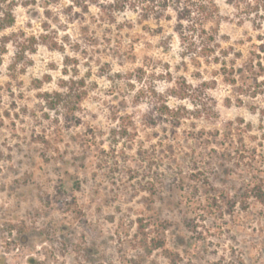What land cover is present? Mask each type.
I'll list each match as a JSON object with an SVG mask.
<instances>
[{
	"label": "rangeland",
	"instance_id": "1",
	"mask_svg": "<svg viewBox=\"0 0 264 264\" xmlns=\"http://www.w3.org/2000/svg\"><path fill=\"white\" fill-rule=\"evenodd\" d=\"M213 1L196 61L175 6L0 0V264H264V0Z\"/></svg>",
	"mask_w": 264,
	"mask_h": 264
},
{
	"label": "trees",
	"instance_id": "2",
	"mask_svg": "<svg viewBox=\"0 0 264 264\" xmlns=\"http://www.w3.org/2000/svg\"><path fill=\"white\" fill-rule=\"evenodd\" d=\"M80 6L87 8L89 4H100V7L108 17H113L117 12H123L126 9L143 10L147 13L160 16L168 8L175 6L179 11L178 21L179 26L182 28L185 40L189 41L186 50L190 54L193 60L200 61L201 58H206L209 61L217 51L215 44V35H206L205 23L213 18L214 10L217 9L216 3L213 0H110V2H100V0H72ZM6 21V22H5ZM14 20L12 16L8 18H2L0 15V30L10 27L13 25ZM200 39V46L197 45V39ZM259 52L253 53L251 61L254 63L250 69L246 72L250 73V76L241 74L242 81L248 79L250 84H246V87L253 89V94L257 95L263 93V90H257L260 88L259 76H264V42L260 46ZM216 61L219 59L214 58ZM258 68L253 70L254 66ZM234 84L237 83V79L233 80ZM60 96V94H59ZM167 114L172 111L170 108H165ZM204 171V170H202ZM244 200L247 201L250 198L257 200L259 203L264 204V183L254 182L249 186L245 192ZM216 200V199H215ZM236 203L233 201V204ZM152 250L161 249L165 247L163 242L157 243L154 238L150 240Z\"/></svg>",
	"mask_w": 264,
	"mask_h": 264
}]
</instances>
